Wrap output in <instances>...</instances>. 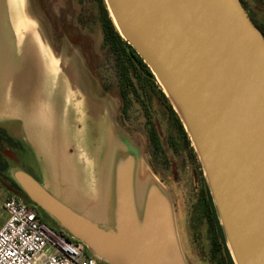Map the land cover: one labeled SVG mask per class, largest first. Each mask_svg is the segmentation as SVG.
<instances>
[{"label": "water", "instance_id": "water-1", "mask_svg": "<svg viewBox=\"0 0 264 264\" xmlns=\"http://www.w3.org/2000/svg\"><path fill=\"white\" fill-rule=\"evenodd\" d=\"M104 1L191 140L234 263L264 264L263 31L241 0ZM12 15L0 0V64L8 60L0 69V102L6 109L34 90H57L56 64L38 32L29 26L21 32ZM58 90L64 91L62 84ZM106 130H100L107 147L104 184L85 200L92 214L22 167L8 173L54 227L101 262L187 264L168 192L153 176L140 183L138 155L120 138L106 140Z\"/></svg>", "mask_w": 264, "mask_h": 264}, {"label": "rangeland", "instance_id": "rangeland-1", "mask_svg": "<svg viewBox=\"0 0 264 264\" xmlns=\"http://www.w3.org/2000/svg\"><path fill=\"white\" fill-rule=\"evenodd\" d=\"M6 1L11 5L12 18L23 28H19L21 32L28 30L26 26L32 28L34 33L38 32L36 23L29 17L27 0ZM244 1L249 14L264 30V0ZM37 17L41 21L40 15ZM93 23L91 29L81 26L83 30L79 31L80 34L70 32L68 38L63 37L68 33L64 31L56 35L67 42L52 41L50 38L55 34L45 33L48 41L45 44L38 32V37L56 64L54 75L57 90L62 84V99L65 103L68 101V108L74 119L71 120L70 117V120L75 123L74 128L82 137L80 141L81 137L75 135L71 141L76 151H83V155L78 156L75 153L74 156H78L76 159H81L83 163L80 173L82 182L74 174L60 172V185L68 189L77 188V194L84 200L91 199L93 193L99 189V183L104 184L105 179V174L101 176V166L107 147L104 149V137L101 139L99 136L101 127L107 129L102 136L108 135V138H120L122 132L130 138V144L138 153L139 182L143 183L148 176H153L168 192L174 208L180 247L187 264H225L221 241L215 236V227L201 205L200 194L207 189L205 175L199 160L193 157L191 148L181 142L182 139L174 127L166 107L167 102L171 104L170 100L154 75L151 73L153 82L139 62L135 61L132 66L124 57L128 65L124 72L122 64L118 63V59L124 55L121 53L118 56L112 48L103 44L101 29L98 24ZM25 36L21 34L22 38ZM3 105L4 102H0V122L11 116V113L2 110ZM175 114L177 115L176 112ZM1 127L9 134L18 136L17 132L14 133L17 122L5 123ZM151 128L155 129L160 139L157 148L148 141L147 131ZM100 139L103 141L102 145ZM17 141L6 142L0 138V163L5 168L0 172V225L7 215L2 210L4 199L10 193L18 196L8 173L12 167L30 170L35 178L42 179L56 193L55 179L47 173L49 168L44 169L43 176L40 171L43 170L41 158L32 156L31 150L26 151L19 147ZM97 172L99 175L96 176ZM43 215L46 222L52 223L47 214ZM224 243L227 247L226 241Z\"/></svg>", "mask_w": 264, "mask_h": 264}, {"label": "crops", "instance_id": "crops-1", "mask_svg": "<svg viewBox=\"0 0 264 264\" xmlns=\"http://www.w3.org/2000/svg\"><path fill=\"white\" fill-rule=\"evenodd\" d=\"M63 94L64 91L55 90L54 87L47 90H34L31 95L26 96V98L24 96L20 104H11L10 108L7 109L4 106L2 110L11 113V116L3 119L0 124L17 122L14 133L17 132L18 136L15 137L16 135L9 134L6 130H3L1 125L0 136L5 140L8 139L7 142H12L15 138L18 139L19 147L24 148L26 151L31 150L32 156L41 158L43 167V170H40L42 171L41 174L44 176V169L49 168L47 173L55 179L56 194L62 196L75 209L85 211V214H92L95 210L86 204L80 194H77L79 189H68V187L61 186L60 181H58V179H61L58 177L61 175L60 172L62 174H74L81 181L80 173L83 167L82 160L76 159L81 154L83 155V151L78 149L76 151L72 146L73 143H71L75 135L80 137L81 135L76 132L75 123L71 122L74 119L71 117L72 113L68 108V101L66 100L65 103L62 99ZM10 137L13 138L10 139ZM80 141H82V137ZM75 153L78 156L74 158ZM27 171L30 172V170ZM97 175H99V172H97ZM39 180L43 182L42 179ZM96 192L93 193L92 198L95 197ZM6 218L7 215L4 222Z\"/></svg>", "mask_w": 264, "mask_h": 264}, {"label": "built area", "instance_id": "built-area-1", "mask_svg": "<svg viewBox=\"0 0 264 264\" xmlns=\"http://www.w3.org/2000/svg\"><path fill=\"white\" fill-rule=\"evenodd\" d=\"M2 209L7 218L0 226V264H106L51 227L21 197L8 194Z\"/></svg>", "mask_w": 264, "mask_h": 264}, {"label": "flooded vegetation", "instance_id": "flooded-vegetation-1", "mask_svg": "<svg viewBox=\"0 0 264 264\" xmlns=\"http://www.w3.org/2000/svg\"><path fill=\"white\" fill-rule=\"evenodd\" d=\"M27 11L30 14L29 17L31 18L32 22H34V24L36 23L37 25L36 29H38L40 38L42 41H44L45 44L48 42L45 33L55 34L52 35V38H50L52 41L67 42V40H63L64 39L63 37H67L70 34V32L75 33V35L80 34L79 31L83 30L81 29V26H84V29H89V28L91 29L92 23L95 22L96 24H98V26L101 29L103 44L109 47V45L104 40V35L106 34V29L108 30L109 28L108 19L111 21L110 18L111 16L108 12L104 0H27ZM38 15H40L41 21L38 20L37 17ZM92 17L95 18L92 20ZM60 31H64L65 33L67 32L68 33L63 37L58 36L57 38L56 35H59ZM154 128H151L147 131V136L149 139L148 141L150 145H152V143L150 142L151 140L150 136L154 133L157 136V133ZM186 135L190 140L187 132ZM120 136H121L120 140L122 141V143L126 145L130 151H134L138 155L136 150L130 144L129 141L130 138L123 135L122 132H120ZM12 138L13 137H10V139ZM157 139H158L157 143L159 145L160 139L158 136ZM181 139H182L181 142L184 143V139L182 137ZM17 140L16 138L13 139V141H17ZM190 141L188 144L185 143L184 144L191 148V154L193 155L194 158H196V160H198L199 158L195 153ZM17 143L19 145L18 141ZM3 168L4 165L0 163V172L3 171ZM200 197H201L200 199L201 205L205 210L204 212L207 213L208 219L215 226L213 215L215 214L217 218L215 212L216 209L214 207L212 198L210 196L208 186L207 189L205 188L203 193L200 194Z\"/></svg>", "mask_w": 264, "mask_h": 264}, {"label": "trees", "instance_id": "trees-1", "mask_svg": "<svg viewBox=\"0 0 264 264\" xmlns=\"http://www.w3.org/2000/svg\"><path fill=\"white\" fill-rule=\"evenodd\" d=\"M242 1V5L246 8L245 6V1L244 0H241ZM247 9V8H246ZM249 13V12H248ZM250 15V14H249ZM251 16V15H250ZM252 18V16H251ZM253 19V18H252ZM253 22L256 24V26L263 31V34H264V30L261 26H259L255 20L253 19ZM108 30L106 29V34L104 35V40L105 42L109 45L110 48H112L116 53L117 55L119 56L121 53L124 55L122 58H119V64H122L123 68L125 69L124 72H126L127 70V64L125 62L126 59H124V57L127 58L128 62L130 65L134 66L133 63L135 61L139 62L141 64V67L145 68L148 76L152 79V81L154 82V78L150 72V69L149 67L141 60V58L139 57V55L137 54V52L129 45L127 44L120 36V34L118 33V31L115 29V26L113 25V23L108 19ZM160 95L164 98V100L167 101L166 97L164 96V94L159 91ZM121 95V94H120ZM167 109L169 111V114L170 116L172 117V121L174 122V127L175 129H177V131L180 133L181 137L184 139V143L185 144H188L189 143V139L186 135V132L182 126V122L180 121V119L177 117V115L175 114L174 110L172 109L171 107V104L169 102H167ZM0 138H2V136H0ZM151 140L150 142L152 143L153 146H156V148L158 147V143H157V136L156 134H152L150 136ZM5 140V139H4ZM6 142L9 141L8 139L5 140ZM5 169V168H4ZM12 183V186L14 187V191L16 192V194L20 197H22V199L24 201H26L28 204H30L33 208V210L44 220L43 218V212L36 208L33 203L26 197V195L20 190V188L16 185V183L14 181H11ZM14 194V193H13ZM214 216V221H215V229H214V233H215V236L219 238V240L221 241V244H222V250H223V255H224V263L225 264H235L230 253H229V250L228 248L225 246V238H224V235H223V232H222V227L218 221V219L216 218L215 214L213 215ZM49 220V219H48ZM47 223H49V225L51 227H54L53 223H51L50 221H48ZM73 241L75 242H78L77 240L75 239H72Z\"/></svg>", "mask_w": 264, "mask_h": 264}, {"label": "bare ground", "instance_id": "bare-ground-1", "mask_svg": "<svg viewBox=\"0 0 264 264\" xmlns=\"http://www.w3.org/2000/svg\"><path fill=\"white\" fill-rule=\"evenodd\" d=\"M8 65V60L6 59H3L2 60V63L0 64V69L2 70L3 67L7 66ZM2 79V77H0V80Z\"/></svg>", "mask_w": 264, "mask_h": 264}]
</instances>
